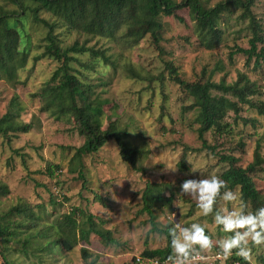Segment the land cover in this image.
<instances>
[{
    "label": "rangeland",
    "instance_id": "1",
    "mask_svg": "<svg viewBox=\"0 0 264 264\" xmlns=\"http://www.w3.org/2000/svg\"><path fill=\"white\" fill-rule=\"evenodd\" d=\"M220 1L225 0H202L207 7ZM2 2L4 0H0ZM252 11L264 28V0H254ZM241 13V8H233L232 13L223 17L220 24L223 40L212 49L201 44L188 8L178 10L177 16L165 18L163 52L157 50L149 36L131 48L106 38L96 37L90 41V45L107 48L117 62L116 69L101 65L98 72H86L90 80L100 84L97 91L108 99V103L100 107L104 128L111 120H117L122 127H127L132 144L143 151L134 167L123 161L114 140L98 153L84 156L83 166H76V161H72L84 138L73 122L57 120L42 112L40 99L33 96L59 63L49 57L34 61V57L44 51L47 29L41 24L26 22L32 40L31 57L27 66L19 71L20 84L13 86L0 81V117L17 95L24 106L21 119L33 122V128L10 140L0 135V184H6L10 189L8 195L0 196V213L19 202L29 203L36 212H40L39 204H45L46 210L54 214L53 220L72 207H81L103 218L119 245L106 246L94 239L89 244L81 242L71 251L56 248L51 254H43L40 263L39 255L27 257L13 242L12 257L17 264L32 261L38 264H85L82 247L98 255L102 264H153L144 262L142 253L146 249L166 247L168 239L162 230L170 225L178 233L175 253L202 246L196 251L212 255L218 252L214 246H231L234 234L243 242V252L250 263L264 264V233L255 240L258 229L262 225L264 228V211L262 218L248 228L252 213L248 210L242 215L244 205L236 192L222 199L226 227L219 230L217 217L210 219L207 215L214 192L213 182L225 168L220 155L239 157L243 167L252 162L257 138L264 132V118L255 109L246 108L242 116L255 118L257 127L239 119L240 123L230 134L214 137L207 132V144L216 148H204L199 138V124L195 121L197 111L184 110L192 99L172 79L173 72L168 67V63H172L181 78L188 81L212 74V79L217 82L225 78L228 83H233L239 72H246L260 86L256 99L264 101V61L255 68L254 61L247 64V56L242 53L230 57L236 46L250 47L249 22L241 19ZM43 16L49 15L44 13ZM57 32L67 44L76 38L86 39L85 35L68 32L65 28L57 29ZM82 59L87 57L82 56ZM127 67L137 70L142 78L129 77ZM233 118L234 114H231L228 120L233 122ZM241 141L245 143L243 147L239 145ZM261 153L264 156V141ZM182 158L187 165L185 169L180 166ZM51 163L62 167L54 178L47 174ZM258 176L264 184V171ZM147 181L172 183L175 187L172 206L156 210L159 229L152 227L150 216L142 211V193ZM262 189L264 192V187ZM52 194L63 204L52 205ZM97 195L102 196L103 201H96ZM40 215L43 216L41 221L47 219L43 213ZM229 226L230 232L225 230ZM3 246L0 239V250ZM226 250L225 260L217 264H225L230 258V249ZM0 264H3L1 255Z\"/></svg>",
    "mask_w": 264,
    "mask_h": 264
},
{
    "label": "trees",
    "instance_id": "2",
    "mask_svg": "<svg viewBox=\"0 0 264 264\" xmlns=\"http://www.w3.org/2000/svg\"><path fill=\"white\" fill-rule=\"evenodd\" d=\"M253 4L254 0H225L212 7L205 6L202 0H4L0 3V81H6L13 86L22 82L19 71L27 66L32 45L26 22L43 25L47 29L43 39L44 51L36 55L34 61L49 57L58 61L59 66L33 96L40 99L42 112L57 120L73 122V126L84 138V143L77 148L72 161H76L75 165L81 167L84 165V156L98 153L109 141L114 140L119 146L123 161L134 167L143 151L132 144L127 127H122L117 120H111L108 127L104 128L103 111L100 107L107 104L108 99L103 98L97 91L100 84L90 80L86 72H98L101 65L116 69L117 62L107 48L90 45V41L96 37L106 38L131 48L138 46L149 36L157 50L163 52L161 43L164 40L165 18L177 16L178 10L188 8L195 21V30L201 44L212 49L223 40V30L220 28L223 17L232 13L233 8H241V19L249 22L250 47L236 46L230 57L242 53L247 56V64L254 61V67L258 68L264 61V28L252 11ZM44 13L49 16H43ZM61 28L85 35L86 39L81 41L76 38L74 42L67 44L57 32ZM82 56L87 59L83 60ZM168 67L173 72L172 79L192 99V103L184 110L197 111L195 121L199 124V138L204 148H216L207 144V132H211L214 137L230 134L235 125L240 123L239 119L247 125L252 123L257 127L255 118L242 116L246 108L255 109L264 118V101L256 99L260 86L246 72H239L233 83H228L225 78L217 82L212 79V74L188 81L181 78L172 63H168ZM127 72L129 77L142 78L134 68L127 67ZM103 84L106 85L107 82ZM23 111L24 106L19 96H14L7 105L6 112L0 117L1 136L10 140L18 133L31 131L33 122L21 119ZM231 114H234L233 122L228 120ZM263 141L264 132L257 138L253 160L246 167L233 154L220 155V162L225 168L213 182L214 192L207 211L210 219L217 217L219 230L226 227L222 199L236 192L244 205L242 215L248 210L252 213L248 228H251L255 220L262 218L264 184L258 175L264 171V156L261 153ZM239 145L243 147L244 141ZM180 166L187 168L184 158L181 159ZM47 170V174L54 178L62 171V167L60 164L51 163ZM80 175L83 176L84 173ZM174 190L172 183L146 182L142 193V211L148 213L154 229H159L156 210L159 207L172 206L176 195ZM9 193V187L0 184V196ZM95 200L103 201V197L97 195ZM50 203L55 206L63 204L53 194ZM38 208L40 212H36L29 203L19 202L0 213V239L4 245L0 255L3 264H17L12 257L13 242L17 243V248L21 247L20 252L25 256L39 255L40 263L43 254H51L56 248L71 251L81 242L89 244L94 239L106 246L119 245L114 232L105 226V220L89 210L72 207L61 217L51 220L54 214L46 210L45 204H39ZM42 213L47 216L45 221H41ZM225 230L230 232L232 228L229 226ZM162 231L167 236V246L144 250V262L147 259L163 260L175 254L178 233L173 225ZM263 233L262 225L255 240L258 241ZM231 239V246H225L231 252L225 264H251L243 252V242L234 234ZM214 247L216 250L223 248ZM200 249L202 246H195L188 247L185 251L191 253ZM81 255L85 264H102L99 256L87 247H82ZM29 264L38 262L32 261Z\"/></svg>",
    "mask_w": 264,
    "mask_h": 264
},
{
    "label": "built area",
    "instance_id": "3",
    "mask_svg": "<svg viewBox=\"0 0 264 264\" xmlns=\"http://www.w3.org/2000/svg\"><path fill=\"white\" fill-rule=\"evenodd\" d=\"M222 250H218L214 254H208L205 252L195 251L191 253L179 252L174 255H169L163 260H151L147 259V262L153 264H209L210 262L218 263L225 260L224 254H227V250L225 248H221ZM231 255V252H229ZM141 259V258H140Z\"/></svg>",
    "mask_w": 264,
    "mask_h": 264
}]
</instances>
